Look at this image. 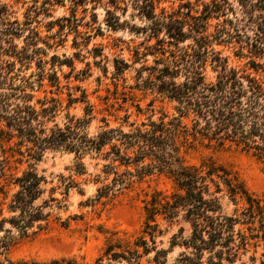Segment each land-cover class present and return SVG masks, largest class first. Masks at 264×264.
Returning <instances> with one entry per match:
<instances>
[{
    "label": "trees",
    "instance_id": "1",
    "mask_svg": "<svg viewBox=\"0 0 264 264\" xmlns=\"http://www.w3.org/2000/svg\"><path fill=\"white\" fill-rule=\"evenodd\" d=\"M70 1L77 7L100 0ZM130 1L143 24L129 25L128 20H120L116 13L121 8L120 0H109L114 8H105V20L112 30L128 28L145 36L143 45L125 42L131 53L129 60L113 59L116 80L132 64L141 63L136 69L135 83L128 86L131 90L114 96L115 102H109L108 96L101 97L103 106L96 108L89 102L85 89L77 86L81 94L69 93L68 105L84 103L83 115L67 114L62 125L54 123L51 127H46L45 122L54 120L61 101L54 97L37 99L41 109H36L30 103L33 94L26 91L33 88L30 78L34 74L25 76L20 72L35 61L39 86L45 78L58 86L55 65L72 68L73 58L51 55L52 71L46 72L47 60L42 58L46 53L38 46L41 37L31 26L34 10H28L21 22L16 18L10 20L8 5L0 2V121L4 126L0 128V141L16 138L17 152L26 153L35 161L46 150L73 154V164L67 167L71 173H59L55 180H47L32 163L20 172L11 171L8 156L0 158V264H83L74 256L13 259L9 252L18 238L46 229L52 219L67 227L71 220L82 218V214L65 218L53 214L54 209L66 208L64 201L72 189L84 194L79 177L89 175L84 182L96 186L93 196L80 202L93 206L113 199L134 181L154 173L163 174L170 189H155L143 200V221L136 232L105 230L109 235L92 264H168V255L175 247L181 250L173 264H235L251 250L250 264H255L260 246L263 251L259 264H264L262 199L247 188L235 171L211 156L197 162L185 159V153L196 143L206 141L217 146L234 144L264 160L263 64L250 59L247 63L252 70L231 66L228 56L214 48L215 44L238 39L237 55H243L245 46L251 55L264 58V0H208L202 2L201 10L185 1L170 10L162 7L159 13L155 0ZM231 1L237 2L242 16L223 19L222 23L216 22L213 31L209 30L212 18L226 15V8L234 11ZM121 9L124 13L127 10ZM93 17L96 19L95 14ZM77 21L72 9L70 16L56 18L49 22V27L57 24L61 39L65 28L79 32ZM21 37L24 44L18 46L15 38ZM151 39L155 41L148 43ZM45 44L51 45L48 41ZM99 49L93 47V56L100 54ZM147 54L153 56L151 63H146ZM207 66L214 72L212 78L206 76ZM114 85L117 87L116 82ZM133 89L149 91L160 100L172 102L173 111H162L157 118L130 120L131 111L126 103L137 112L143 109L138 102L134 103ZM45 102L50 104L45 106ZM153 102L154 99L150 100L148 105ZM118 111L123 114L119 116ZM96 113L101 114L99 118ZM108 115L119 123L112 125ZM95 118L99 123L90 132L89 124ZM0 148L4 153L3 146ZM85 158L94 171L88 172ZM225 197L240 207L231 213L224 212ZM170 231L167 246H163L161 237Z\"/></svg>",
    "mask_w": 264,
    "mask_h": 264
},
{
    "label": "rangeland",
    "instance_id": "2",
    "mask_svg": "<svg viewBox=\"0 0 264 264\" xmlns=\"http://www.w3.org/2000/svg\"><path fill=\"white\" fill-rule=\"evenodd\" d=\"M50 1L51 3H45V0H0L2 4L8 5L10 13L8 17L10 20L16 18L21 22L25 19V14L28 10H34L31 26L39 31L41 37L38 41V46L46 53V55H42V58L47 60L45 64L46 72L52 71L51 55L55 54L60 59L64 58V56L73 58L72 68L66 64H62L61 66L55 65V70L59 77L58 86L51 85L47 78L43 80V85L39 86V83L36 81L37 76L35 75L38 71L35 61L31 62L29 67L22 68L20 72V74L25 76L34 74L30 78V81L33 82V88H27L26 91L33 94L30 103L34 104L36 109H41V103L37 99L48 100L54 97L59 98L61 101V107L56 110L53 117L54 120L46 121V127H51L54 123L62 125L66 120L67 114L76 117L83 115L84 103L73 102L68 105L69 93L74 96L81 94L77 86L85 89L89 102L93 103L96 108L103 106L101 97L108 96L110 98L109 102H115L114 96L120 97L122 96L120 94L122 91L131 90L128 86L135 83L136 69L140 67L141 63L136 62L132 64L122 74L124 80L122 78L116 80L113 78V59L115 57H122L129 60L131 53L125 47V42L129 41L131 45L137 43L143 45V42L146 41L144 34L135 33L128 28L112 30L107 26L105 8H114V6L110 5L109 0L88 1L85 4L77 5V7L73 6L70 0ZM185 1H190L194 9L201 10L203 6L202 2L208 0H155L157 6L156 12L159 13L162 7L166 10L176 8L180 3ZM231 3L234 11L226 8V15H220L218 19L212 18L209 30L213 31L216 22L222 23L223 19L240 18L242 16L237 2L231 1ZM119 4L121 8H127L125 13L121 8L116 9V13L119 15L121 21L128 20L129 25L143 24L144 21L137 15V10L133 8L130 0H124V2L120 0ZM43 8H46V10H43ZM72 9L78 18L77 30L79 32L65 28L61 39H59L57 32L59 26L54 24L50 28L49 22L61 16H70ZM93 14H95L96 19L93 17ZM247 33L251 34V30L247 29ZM23 34H27V31ZM22 38H15V43L18 46L24 44ZM236 40L238 39H233L227 44H215L214 48L220 50L222 55L228 56V62L231 66L247 67V70H252L247 62L250 59H255L262 63L264 68V58L251 55L245 46L242 48L243 55H237L240 44ZM45 41H48L51 45L47 46ZM74 41L77 42V45L74 44ZM154 41L155 39H151L148 43H153ZM93 47L100 48L98 51L100 52L99 55L93 56L95 54ZM120 47L123 49H120ZM74 52L78 53L77 57L73 56ZM152 58V55L147 54L146 63H151ZM5 59H12V57L5 56ZM16 67H19V63H16ZM259 73H262L260 69ZM143 74L145 75L146 72ZM213 75L214 72L210 66H207L206 76L212 78ZM114 82H116L117 87H115ZM115 91L116 93L114 94ZM133 92L134 103L138 102L143 109L141 112H137L133 106L126 103V106H129V110L131 111L130 120L140 121L148 116L157 118L162 111H173L172 102L166 99L160 100L154 93L139 89H133ZM152 99H154L153 104L148 105ZM117 101L120 102V99L117 98ZM128 102H131V100ZM49 104V102H45V106ZM96 114L97 118L101 115L100 113ZM122 114L123 111H118L119 116ZM108 118H110L112 125L119 123V121L114 120L113 115H108ZM98 123V119H93L89 124L88 130L90 132L93 131ZM2 127L4 128L3 122L0 121V128ZM15 141L16 138L8 142L5 138L0 141V146H3L5 149L4 153H2L0 148V158L3 155L8 156L12 166L11 171L20 172L28 164L32 163L39 173L46 176L47 180H51L52 178L55 180V176L59 173L65 175L71 173L67 167L73 164L72 153L61 150H46L41 159L35 161L26 153L20 155L17 152L19 148L15 145ZM9 147H12V149H9ZM24 149L25 147H21V150ZM204 156H211L219 163L230 167L244 181L247 188L257 194L264 202V160L253 156L250 152L242 150L239 146L229 143L217 146L214 143L206 144V141L202 143L198 142L193 149L185 153V159L189 162H197ZM19 159L21 161L17 162ZM85 162L88 164V172L94 171L93 166L89 164L88 158H85ZM87 177L89 175L78 178V180L82 181L80 187L84 189V194L79 193L75 188L72 189L67 200L64 201L66 208L53 210L54 216L65 218L67 215L82 214V218L71 220L67 227L61 226L59 221L52 219L46 229L29 237L18 238L17 242L10 249L9 255L11 258L43 260L52 257L74 256L82 261L83 264H92L100 252L105 238L109 235L105 230L128 234L136 232L143 221V200L155 189H170L169 180L163 174L154 173L134 181L128 188L124 189L111 200H106L104 203L98 202L93 206L80 205V202L85 201L95 193L96 186L92 183L84 182V179ZM47 186H50V183ZM57 196L60 197L61 195L57 193ZM222 205L223 211L227 213H231L235 207H240V204L236 206L227 197L223 198ZM99 226H102L103 229H99ZM161 227H165V224H161ZM170 233L171 231L161 237L164 242L163 246H167ZM180 250L179 247H175L169 253L168 264H173V258ZM262 251L263 248L261 246L257 248L255 264H259ZM251 254L252 250L247 252L246 255L241 256L240 260L235 264L243 261L246 264H250L249 255Z\"/></svg>",
    "mask_w": 264,
    "mask_h": 264
}]
</instances>
